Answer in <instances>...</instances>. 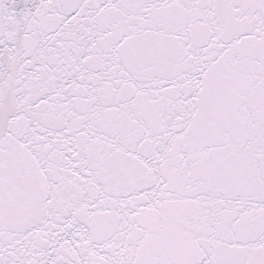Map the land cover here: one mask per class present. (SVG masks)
<instances>
[{"label":"snow or ice","instance_id":"obj_1","mask_svg":"<svg viewBox=\"0 0 264 264\" xmlns=\"http://www.w3.org/2000/svg\"><path fill=\"white\" fill-rule=\"evenodd\" d=\"M0 264H264V0H0Z\"/></svg>","mask_w":264,"mask_h":264}]
</instances>
